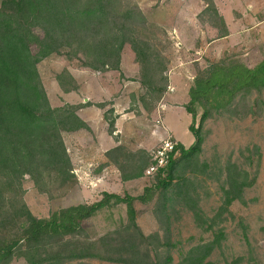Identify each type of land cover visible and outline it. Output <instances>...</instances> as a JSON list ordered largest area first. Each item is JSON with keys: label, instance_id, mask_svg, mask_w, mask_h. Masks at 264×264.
Listing matches in <instances>:
<instances>
[{"label": "trees", "instance_id": "obj_1", "mask_svg": "<svg viewBox=\"0 0 264 264\" xmlns=\"http://www.w3.org/2000/svg\"><path fill=\"white\" fill-rule=\"evenodd\" d=\"M202 1L205 7L198 18L207 16L204 22L216 28L215 38L227 35L214 1ZM144 23L140 9L127 0H1L0 264H9L15 257L24 258L26 264H86L87 259L113 264H213L208 257L220 245V230L211 240L190 247L174 263L170 252L174 244L157 233L146 235L139 227L135 201L147 204L157 193L158 206L166 208L185 183L180 171L202 149L206 119L215 112H237L241 100L264 91V59L251 66L235 58L237 53H228L197 70L184 104L192 117L189 129L194 141L188 148L178 143L179 156L172 154L141 194L103 192L97 201L61 207L47 217L35 216L22 197L26 176L44 193L49 184L64 188L76 183L62 133L87 127L77 114L80 105L51 106L38 63L58 55L72 66L80 59L76 67L118 69L123 49L129 44L140 68V84L145 94L157 101L166 91L167 76L159 53L137 33V27ZM57 80L65 91L77 88L66 67ZM198 108L201 112L195 126ZM108 130L113 132V121ZM106 155L116 163L122 180L144 176L150 162L145 151H128L120 145ZM255 178L256 173L249 178L246 170L228 162L224 208L241 200ZM113 204L125 205L126 223L89 238L86 221ZM164 217L168 221V216Z\"/></svg>", "mask_w": 264, "mask_h": 264}, {"label": "rangeland", "instance_id": "obj_2", "mask_svg": "<svg viewBox=\"0 0 264 264\" xmlns=\"http://www.w3.org/2000/svg\"><path fill=\"white\" fill-rule=\"evenodd\" d=\"M127 1L137 5L144 15L145 23L137 27V33L153 45L165 67L163 74L167 76V87L163 96L157 101L153 100L139 86L140 68L127 44L121 54L119 68L110 69L112 73L109 78L113 87L108 95L92 85V80L98 76L95 71L83 67L76 70L71 67L69 69L78 91H70V97L63 96L66 91L61 88L57 75L65 69L66 60L58 55L41 60L37 69L49 102L51 106L62 105L67 101L81 103L84 97H89L86 99L89 104L100 101V105L107 104L104 114L109 125L110 121L114 122V116L110 113L108 103L118 101L120 109L128 112L136 121L133 128H125L117 135L127 148L143 145V151L150 156L153 148L162 139L170 136L167 134L168 130L171 131L173 139L179 140L188 148L194 141V135L188 127L189 117L185 112L169 105L182 102L184 106L189 99L188 90L197 70L205 67L208 62L218 61L228 53H237L235 58L253 66L264 59V45L253 42L256 36L249 34L251 39L246 46L222 51L219 47L226 48L228 41H221L218 48L210 50L211 46L207 44L209 37L213 35L210 32L208 34L204 31V36L199 39L201 42L195 43L196 35L201 32L200 25L202 29L209 25L204 22L206 15L201 19L197 15L199 23L194 21L196 28L188 29L176 20V0ZM217 2L230 27L231 7H235L233 9L237 11L240 10L238 6L242 5L246 10H240L241 12L253 13L257 18L264 17V0ZM246 27H250V24L246 23L244 28ZM34 31L42 34L38 28ZM32 50L35 51L33 47ZM73 63L78 66L81 60L76 59ZM132 68L135 71L130 70ZM170 84L173 91H170ZM115 96L117 98L113 100ZM161 105L165 106L163 110H160ZM200 112L201 109L198 108L195 126ZM160 115L165 129L161 123L156 122ZM155 128L158 129V134L154 133ZM202 131L205 136L200 153L180 171L181 178L185 181L181 184V191L172 195V200L165 209L158 206L157 193L147 204L135 201L136 222L146 235L157 233L160 238L174 244L170 251L174 263L179 262L190 247L211 240L213 233L220 230L223 238L208 257L209 261L213 264H230L238 258L237 264H264V91L261 94L253 93L247 99L241 100L237 112L212 113L204 122ZM62 137L77 181L64 188L49 184L48 191L44 193L39 192L33 181L26 176L22 180V197L35 216L47 217L61 207L97 201L102 197L103 191L120 192V195L126 193L119 185L105 186L104 183H99L95 169L100 164L97 163V153L92 148L91 140H83L76 132H63ZM127 148L125 149L128 150ZM175 156L178 157L179 153ZM228 162L236 163L246 170L249 178L256 173V178L250 187L244 189L241 200H235L224 208ZM112 174L108 167L105 168L104 179H112ZM140 178L146 186L154 181L145 176ZM143 189L141 184L132 186L128 191L138 195ZM196 212L197 216L194 214ZM165 215L168 216V221L165 220ZM126 220L125 205L113 204L88 219L85 230L89 238L95 239L126 223ZM85 263L113 264L94 259H87ZM9 264H26V261L22 257H15Z\"/></svg>", "mask_w": 264, "mask_h": 264}, {"label": "crops", "instance_id": "obj_3", "mask_svg": "<svg viewBox=\"0 0 264 264\" xmlns=\"http://www.w3.org/2000/svg\"><path fill=\"white\" fill-rule=\"evenodd\" d=\"M216 8L218 9V12L220 15H222L225 25L228 30V34L219 38L216 37L217 30L214 26L206 25L207 28H203L200 25L201 29L197 35H196V41L195 43H199V39H202L203 34L210 32V34H213L211 37H209L210 41L207 42L208 45H210V50H213L215 48H218V43L221 41H228V45L226 48L219 47L221 48L222 51H230L232 49H236L238 46H246L251 38H249V34L253 37L256 36V39L253 42H260L263 43L264 45V22L262 21V18H257V16H254L253 13H247V12H241L245 11L246 8L245 6L239 5L238 8L240 10L235 11L236 9H233L235 7H231L230 10L232 11V24L231 27L229 23L226 21L223 12H221V7L218 4L217 0H213ZM176 11H177V17L176 20L178 23H181L184 28L188 29H193L196 28V25L194 21H197V15L204 9L205 4L202 0H176ZM230 6V4H227ZM226 7V6H225ZM244 7V8H243ZM223 11V10H222ZM199 23V22H198ZM248 23L250 24V27L244 28V25ZM193 24V25H192ZM176 25V24H175ZM192 25V26H191ZM234 27V28H233ZM262 27V28H261ZM175 28H179L175 26ZM205 31V33H204ZM214 32V33H213ZM217 51V50H216ZM73 67V69H80V67L72 66L70 64L66 65V68L68 69L69 73L72 76V73L69 68ZM134 70V68L130 69ZM138 70V69H137ZM95 71L98 76L96 78L94 77V81L92 80V85L96 88H99L104 91V95L111 94V88L113 87L109 78V75L112 73L111 70H104V71H98V70H91ZM132 71V73L134 72ZM73 77V76H72ZM134 80V78H133ZM119 85V84H118ZM139 86L141 87V84L139 82ZM171 86V84H170ZM109 88V89H107ZM107 89V90H106ZM76 91L77 88L75 89ZM75 90H70V91H75ZM70 91L64 92L63 96H72V93ZM172 86H171V90ZM89 97H84L82 99L81 103H71L67 101V104H76L80 105L77 114L80 117L82 121L86 124V128H81L76 131H71V132H76V134L80 137L83 138V140L86 141H92L91 145L92 148H94V152L97 153V163L100 164L99 167L95 169L96 173L98 174V179L100 180L99 183H104L105 186H109L111 184L112 186H120L123 188V192H126L132 196H135L136 194H132L128 190L134 186V185H141L144 188L146 185L143 181H140V177L138 178H132L128 180H122L120 176L119 169L116 165V163L107 157L106 152L109 151L110 149H113L114 147L120 145L124 148H127L125 145H123L120 142V137L117 136L118 133L122 132L125 128L128 129L130 127H134V123L136 122L135 119H132L133 116H131L128 112H125L120 109V102L118 101H111L109 104V110L110 113L113 114L114 116V130L112 133L109 132L108 130V122L106 120L105 114H104V107H106L107 104L105 105H100L98 103H92L89 104L88 100ZM117 96L113 97V100H116ZM101 100H103V97H101ZM69 102V103H68ZM66 104V103H64ZM183 103H176V104H170L169 107H174L178 108L177 110H181L187 114L189 117V122H188V127L192 121L191 114L186 111L184 106L182 105ZM60 106V105H58ZM165 108V106H163ZM163 110V109H162ZM160 120H161V126L162 128L165 129L163 123H162V116L160 115ZM170 136H172L171 131L168 130ZM69 133V132H68ZM154 133L158 134V129H154ZM173 138V136H172ZM178 143L182 144L179 140L175 139ZM90 145V146H91ZM183 145V144H182ZM184 146V145H183ZM185 147V146H184ZM144 146L138 144L136 147L133 149H129L130 151H138V150H144ZM147 150V149H145ZM110 169V171L113 172L112 179H104V170L105 168ZM116 176V179H115ZM114 179V180H113ZM117 181V182H116ZM103 192H108V193H114V194H119L120 192H110V191H103ZM140 194V193H139ZM100 199V198H99ZM98 199V200H99Z\"/></svg>", "mask_w": 264, "mask_h": 264}, {"label": "built area", "instance_id": "obj_4", "mask_svg": "<svg viewBox=\"0 0 264 264\" xmlns=\"http://www.w3.org/2000/svg\"><path fill=\"white\" fill-rule=\"evenodd\" d=\"M264 22V17L262 18ZM163 109V105L160 106V110ZM157 123H161L158 119ZM178 142L171 136H167L162 139L159 144H157L150 154V162L144 170V176L148 178L154 177L161 169H163L171 157V155H176Z\"/></svg>", "mask_w": 264, "mask_h": 264}]
</instances>
